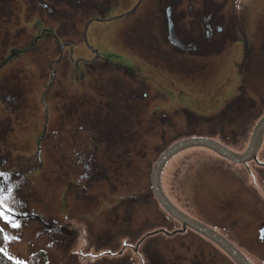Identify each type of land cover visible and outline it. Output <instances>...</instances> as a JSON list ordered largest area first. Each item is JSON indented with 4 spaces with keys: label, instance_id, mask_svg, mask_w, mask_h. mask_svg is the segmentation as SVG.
<instances>
[{
    "label": "rangeland",
    "instance_id": "rangeland-1",
    "mask_svg": "<svg viewBox=\"0 0 264 264\" xmlns=\"http://www.w3.org/2000/svg\"><path fill=\"white\" fill-rule=\"evenodd\" d=\"M138 1L113 0L102 10L104 18L96 20L91 19V10H80L84 11V21L74 27L78 34L72 32L71 24L62 21L59 35L53 34L55 25L51 21H43L37 11L26 10L24 0H1L0 173L3 175H0V191L5 193L12 186L11 182H4L3 176H20L13 182V210L0 208V226L5 235V251L13 259L25 261L32 252L42 249L47 253L46 264H117L112 259V253L117 252L119 248L114 247L120 245L127 246L128 255H134L126 245L130 242L129 236L119 230L118 225L122 222L108 226L100 219L98 226L96 217L87 216L89 212L96 214L100 207L113 204V212H104L100 218L108 214L115 219V214L120 212H117L119 207L114 201L122 194L114 192L113 186L108 190L102 184L97 185L104 182L102 174L96 175L97 172L92 176L94 187H90L89 182L93 192L76 186L78 176L84 170L77 152L89 143L88 135L106 133L111 123L116 130H121L126 122L130 124L127 114L124 111L121 113L123 104H115L117 98L123 96L115 92L116 86H106V81L110 79L105 75L107 71L119 72L122 75L120 79L138 96L148 89L149 101L142 96L136 99L141 110V128L148 124L147 129L142 132L135 120L129 127L139 128L140 131L135 132L134 137L131 134L128 136L132 139L129 144L133 143L138 156L145 150L147 159L154 158L159 148L165 149L166 145L184 138L186 134L211 135L221 139L220 126L210 118L236 93H240V84L243 89L236 101L244 106L241 111L229 114L223 122L227 125L224 128L227 134L232 128L243 131L239 136L237 134L236 140L234 131L233 136H226L225 145L239 150L245 148L256 121L264 113V0H214L218 17L224 15L230 29L229 23L233 18L236 23L232 26L238 33L246 35L247 58L241 71L239 64L245 45L243 36L226 41L222 51L214 54H183L174 50L163 35L164 0H156L152 23L146 18L148 9H143L149 0L139 9ZM238 11L240 15L235 18ZM139 14L144 19L137 21L141 24L136 32L131 29V36L135 33L139 44L152 53L144 50L136 54L130 52L132 47L118 34L125 27L124 22L134 20ZM41 16L48 18L43 14ZM96 56L98 58L94 60ZM99 61L108 63L110 68ZM90 64L99 65L96 68L103 71L104 76L94 78L99 75L95 72L91 77ZM133 74L140 81L138 84L137 81L135 85L126 82L132 80L129 76ZM115 79L112 78L110 83ZM108 100L115 106L112 110H109ZM252 102L260 106L255 112L248 108ZM107 110L113 119H106ZM146 132L150 134L143 136ZM104 138L119 142V137ZM104 149L100 146L96 152L99 165L104 161ZM260 149L257 158L263 162L258 164L264 166V146ZM214 157L205 148L191 147L174 157L166 169L164 167L162 173L165 170L167 175L160 178L161 187L169 193L176 192L175 198L169 196L179 208L195 207L191 205V199L185 197L187 192H191L195 180L188 178L180 188L177 184L178 165L189 166ZM105 160H108L107 155ZM138 160L141 159H134ZM201 162L203 164L204 161ZM254 166H250L251 170L246 166L248 174L243 166L237 165L246 182L253 178L260 180ZM107 171L112 176L113 171ZM127 176L124 192L136 186L140 189L138 194L143 195L144 180L141 176L139 179L131 174ZM214 177L205 181V186L196 194L201 209L218 214L236 212L242 218L238 224L239 231L245 232V236L254 240L255 244V231L264 217V206L258 201L256 203L253 196L250 197L237 185L232 186L226 179L223 183L217 175ZM85 181L86 177H81L78 183L84 186ZM252 183L258 190L255 180ZM223 185L232 189L226 190ZM261 185L264 186V183ZM145 206L144 203H135L134 206L132 203L130 210L135 215H131L132 219L141 218L143 222H149L151 217L144 212ZM31 212L61 229H47L49 226L35 219ZM123 213H120V220ZM192 213L206 220L204 214ZM123 222L128 223V220ZM171 226H179V223L173 221ZM167 243L161 242L156 249L159 259L169 264H185L184 261L196 257V250L181 246V241ZM254 249H240L250 257L248 259L252 264L253 261L260 262L254 253L261 252ZM140 254L138 259L142 261ZM170 257L178 258L177 263Z\"/></svg>",
    "mask_w": 264,
    "mask_h": 264
},
{
    "label": "flooded vegetation",
    "instance_id": "flooded-vegetation-1",
    "mask_svg": "<svg viewBox=\"0 0 264 264\" xmlns=\"http://www.w3.org/2000/svg\"><path fill=\"white\" fill-rule=\"evenodd\" d=\"M13 1V0H11ZM113 0H24L25 9L28 11H37L40 15V18L43 21L52 22L55 25V30L53 34H59V30L61 29L62 21L64 23L71 24L73 27L72 32L78 34L77 31H75L74 27L81 21H84L83 14L84 11L80 10H91V13L93 14V17L91 19H101L104 18L102 10L106 8ZM146 2V0H139L137 3V7L143 5V3ZM148 5H144L143 9H148L147 13L149 12L148 22L152 23V20H154L155 16H152V12H154V8H156V0H149L147 2ZM1 4V0H0ZM216 2L214 0H164V7L163 9L165 16H163V23H164V29L162 28V31L164 30V37L169 45L173 47L174 50L181 52L183 54L193 53V54H199V56H205L214 54L213 50L214 48L222 43L230 40L229 38L233 35L234 29H236L234 26L236 21L231 19V29L225 23L224 15L218 17V8L215 7ZM136 8V6H135ZM42 11L43 13H41ZM137 12V11H136ZM44 15L43 18L41 15ZM46 15V16H45ZM90 19V20H91ZM144 17H141V15H136L134 17V20L131 19L129 21L124 22V26L122 30L118 29L119 33L122 36V40L125 43H129V45L132 47V50L130 52H134L135 54L138 53V51L144 50L147 53H152L151 50L144 48L141 44H139L138 37L134 35L131 36V29L134 28L135 32L137 30V26L141 24ZM88 20V19H86ZM137 21H141L138 23ZM235 22V23H234ZM127 23V25H125ZM226 24V25H225ZM65 25V24H63ZM114 26V25H113ZM163 27V25H162ZM239 27V26H238ZM225 44V43H224ZM137 47V48H136ZM95 59V58H94ZM104 62V61H99ZM108 64V63H107ZM92 70L90 71L91 77L94 76L95 72H98L99 75L95 76L94 78H98V76L102 77L104 76V72L100 71L96 67L99 65H92ZM104 65V67H107V65ZM102 69H105L103 66ZM107 77H110L108 81H106V86L109 88V85L116 86L115 92H118L122 98H117V101L115 104L122 105L123 109L121 113L124 111L127 115V121H129L130 124L126 122V125L121 130H116L112 127L113 123H111V127L107 128V132L104 134H96L95 136H99L103 138V143L98 144L99 141L96 140L97 143L93 142L94 134L88 135L89 143L85 144L83 149L81 151H78L80 161L83 165V174H79V178L86 177L85 185L82 186L79 183H77L76 186L85 189L86 192H93L90 187H94L95 182L93 181V175H95L94 172H97V174H102L104 182H99L97 185H104V189H110V187H114L113 191L118 193L119 195L122 194V196L117 199L115 205H117L119 208L117 212L123 213L121 211H125L123 213V219L120 220V213L115 214V219L111 218L108 214L105 216H100L104 212H113L111 210L112 205L109 206H103L100 207L99 210L94 214L93 212H89V215L87 216H94L98 219V226H100V219H102L103 223L108 224V226H113L114 222H117L120 232H124V234L129 236L130 242L126 243L129 248L132 250V254L134 255H128L129 252L127 251V246L122 247L120 245L119 250L117 252L112 253L114 257L112 258L113 261L117 264H169L168 261L164 259H159V255L157 253V245L161 242H183L181 243V246H186L187 249L193 247L196 251L194 252V255L196 257L190 258L189 261H184L185 264H237L236 261L224 250L220 245H218L215 241L210 239L209 237L205 236L204 234L196 231L195 229L189 227L188 225L184 226L182 225V222L176 218H174L172 215L168 213L167 210H165L157 200V197L152 189L151 185V170L154 164V161L158 157V155L164 150V149H158L157 154H155L154 158L147 159L145 158V150L142 151V154L138 156L136 148L134 147L132 142V139L128 136L131 134L132 137H134L136 134L135 132H139V128L136 130L133 128H130L129 126H132L134 124V121L136 120V125L141 128L140 123V113L141 110L139 109V105L136 102V99L140 96L142 98L147 96L146 91H142V93H139V96L136 95V93L131 89V87L126 86V83L124 80L120 79V76H122L119 72H115L111 69V71H107L105 74ZM124 77V76H123ZM130 78L132 80H127L126 82H129L131 84L135 85V81H137V84L140 82L137 78H135V75H130ZM112 78H116L113 80V82L110 83ZM125 78V77H124ZM192 78V77H189ZM194 78V76H193ZM97 81V80H96ZM94 81V83L96 82ZM146 94V96L144 95ZM111 97V95H110ZM146 101H149L146 97ZM109 110H112L115 106L111 104V101H107ZM147 108V107H146ZM109 110H107L106 119H113V117L110 116ZM145 112V111H144ZM165 114V113H163ZM110 122V120H108ZM147 125L142 127L141 130L147 129ZM98 133L97 131H95ZM150 133L146 132L145 134H142L143 136H148ZM111 136L119 137V142L116 143L114 141H109L108 139H105L104 137ZM220 142L224 143L225 138L223 136L221 139H219ZM139 141V140H138ZM88 142V141H87ZM92 146V148H91ZM102 146L104 149V154L102 156L104 157V161L100 162L98 164V160L96 157V152L98 148ZM264 146V133L262 137L261 147ZM86 147V148H85ZM196 147V146H192ZM228 149L234 152H243L245 148L242 150L233 148L231 146H226ZM191 148V147H188ZM186 148V149H188ZM204 148V147H202ZM185 149V150H186ZM207 149V148H205ZM211 151L215 157L214 158H206L203 160H200L197 163L190 164L189 166H179L178 165V182L177 184L180 185V188H183L185 185V181L189 178H194L195 182L193 185V188L191 189V192H187V195H185L186 198L190 200V203L192 206H195L193 208H185L181 209L177 205L174 204L171 197H174L176 195L173 194L171 191H164L166 193V197L174 204L180 212H183L187 216L201 222L202 224L206 225L210 229H212L214 232L219 234L222 238H224L228 243H230L232 246H234L236 249L240 250L241 248L245 249V251L255 250L254 248H257V250L261 253H254L255 256L260 260V262H254L255 264H264V231L261 233V230L264 229V217L259 222L258 226L256 227L255 236L257 237V242L254 244V240H251L250 238H247L245 236V232L241 233L239 231V225L242 220L241 216L236 214V212H225L224 214H218L216 212H208L204 209H201L200 203L196 200V194L200 192L202 189V186L205 184V181H209L212 178H216L214 176H218V179L221 180L223 183L226 179L228 183H230L232 186L237 185L240 190L246 191L248 195L253 196V200L260 202L261 205L264 206V195L262 194V191H264V186L261 184L264 183V169L263 166H254L258 172L259 181L253 178L255 180V184L257 186L256 190L252 179H249L250 182H246L241 175L243 172L241 171V168H237V165L243 166L245 169V172L250 174L246 166L249 167L252 165L253 162L252 159L246 160L244 162H235L228 160L224 158L223 156L217 154L216 152L207 149ZM184 151V150H182ZM182 151L177 152L174 154L169 160L166 161L165 169L168 166V164L173 160L174 157L179 155ZM259 151V150H258ZM258 154V152H257ZM105 155L108 156V160H105ZM135 158H140L141 160L134 161ZM201 161H204L203 164ZM201 163V165H200ZM256 165V164H255ZM99 166V167H98ZM101 166V167H100ZM261 167V168H260ZM193 168V170H191ZM113 171L112 176H109V173L107 170ZM164 169V168H163ZM162 169V171H163ZM251 170V169H250ZM193 171V173H192ZM199 171V172H198ZM101 172V173H100ZM180 172V173H179ZM133 175L134 178H140L144 180L142 184V190H144L143 195L138 194V187H133L129 190V192L125 191V185H126V179H128L127 175ZM167 175L165 173V170L163 173H161V179L163 175ZM79 178L78 181L79 182ZM116 178V180H114ZM222 178V179H221ZM96 179V176L95 178ZM137 179V180H138ZM164 180V178H163ZM197 180V181H196ZM224 180V181H223ZM91 181V182H90ZM172 180H170L171 182ZM89 182L90 187H89ZM88 183V184H87ZM251 183V185H250ZM184 184V185H183ZM226 184V182H225ZM132 185H135L133 183ZM227 185V184H226ZM223 185L222 187L226 190L232 189L229 186ZM89 188H88V187ZM205 186V185H204ZM189 188V186H188ZM140 190V189H139ZM181 191V190H179ZM113 192V195L115 194ZM178 193V190H177ZM171 197H170V196ZM175 198V197H174ZM133 206L135 203L139 204H146L144 212H148L149 216V222H143V220L140 219H132V216L134 215V212H131V206ZM159 204V207L157 206ZM90 208L92 209V204H90ZM220 208V207H219ZM231 208V205H230ZM90 209V211H91ZM192 212H196V214H204L206 216V220L200 219L197 217V215H194ZM101 213V214H99ZM209 217V219L207 218ZM128 220V223H124L123 221ZM87 220H90V218H87ZM175 219L179 226H171V222H173ZM132 220H135L134 222ZM160 220V221H158ZM51 224V223H50ZM239 224V225H238ZM52 226V225H51ZM55 226V225H54ZM143 227V228H142ZM99 228V227H98ZM60 230L61 228H57ZM168 234V235H167ZM170 238H168V237ZM167 243V244H168ZM117 245V244H116ZM115 248V247H114ZM140 252L142 254H140ZM240 252L248 259L249 256H247L244 252L240 250ZM138 254L141 255L142 261H140L138 258ZM127 255V256H126ZM145 257H143V256ZM173 259L176 263L178 261V258L170 257ZM250 258V257H249ZM188 259V258H187ZM201 260V261H200Z\"/></svg>",
    "mask_w": 264,
    "mask_h": 264
},
{
    "label": "water",
    "instance_id": "water-1",
    "mask_svg": "<svg viewBox=\"0 0 264 264\" xmlns=\"http://www.w3.org/2000/svg\"><path fill=\"white\" fill-rule=\"evenodd\" d=\"M264 133V114L259 117L256 121L253 130L250 135V139L246 150L241 153H235L218 141L203 136H192L181 140H178L171 145H169L156 159L151 171V185L152 189L159 201L160 205L168 211L170 215L182 222L183 227L188 225L189 227L195 229L196 231L204 234L213 241H215L222 249H224L237 264H252L240 251H238L234 246L228 243L219 234L214 232L212 229L202 224L201 222L187 216L183 212H180L178 208L172 204V202L166 197L161 186H160V172L166 163V161L172 157L175 153L190 147V146H203L207 147L216 153L220 154L224 158L235 161L243 162L251 158H255L256 152L260 147L262 142V137ZM264 231L261 230V233Z\"/></svg>",
    "mask_w": 264,
    "mask_h": 264
},
{
    "label": "trees",
    "instance_id": "trees-1",
    "mask_svg": "<svg viewBox=\"0 0 264 264\" xmlns=\"http://www.w3.org/2000/svg\"><path fill=\"white\" fill-rule=\"evenodd\" d=\"M239 15L240 14H239V11H238L235 14V18L236 17L238 18ZM233 31H234V33L229 38L230 40H236V39L239 38L238 36L241 35V36H243L242 38L244 39V42H245L243 58H242V60L240 61V64H239L240 65V71H241L242 68H243V66H244L245 60L247 58V48H248L247 47V44H246L247 43V40L245 38L246 35H245L244 32L243 33L242 32L238 33L237 32V29H234ZM225 42H226V40H225ZM225 42L223 41L222 43L219 44V46L217 45L214 48V52L213 53H217V52L222 51ZM95 60H97V59L95 58ZM102 64H105V65H107V67H109V65L106 62H102ZM141 83L144 85V83L142 81H141ZM242 89H243L242 84H240V93H241V90ZM240 93L239 94L237 93L233 98H231L230 100H228L225 103L224 107L218 113H216L215 115L211 116V118H210L211 120H214L215 121L214 123H216L217 125L220 126V128H221V130H220L221 131V137L223 136V138H225L226 136L232 135L233 134V131H234V134H236V135H234V138L236 140L237 139V134L239 136L241 134L240 131H243V130H240L239 131V130H236V129L232 128L231 131H228V134H227V132H224V128H226L227 125H225V122H223L224 119L227 120V116H229V114L232 115V113L239 112V111L242 110V108H243L244 105H240V104L238 105L237 104V101H236V100H239L238 98L240 97ZM144 95L146 96V94H144ZM242 101L243 100H241V102ZM248 108H250V110H252L253 112H255V110H258L260 108V106L259 105H256V103L252 102V105L251 106H248ZM209 136H211V135H209ZM176 138H178V137H176ZM96 140L99 141L98 144H101V143H103L102 140H104V139L101 138V137H99V136H95L94 135L93 142L97 143ZM252 161H254L253 162V165L256 164L255 165L256 168L258 166H260L255 160H252ZM261 166H263V165H261ZM262 168L264 169V166ZM18 176H20V175H16V177H10V176L4 177L3 176V179L5 180L4 182H6V183L7 182L8 183L11 182L10 184H12V186H10V188H8V191L5 192V193H2L0 191V208L2 210H7V209H11V208H12L11 210H13V208H14V207H11V204L13 206L15 204L14 203L15 202L14 201L15 199L13 198V194H14L13 182L18 180ZM1 183H2V181H0V185H1ZM157 206L159 207V204H157ZM1 209H0V211H1ZM31 214H32V216H34L35 219H38V221L44 222L46 226L48 225L49 228H47V229L53 228V229L57 230L58 225L51 226L50 222H45L44 221V218L41 215H38L37 213H34V212H31ZM173 220L176 221L175 219H173ZM5 241L6 240H5L4 231H3L2 227L0 226V264H46L47 263V259H48L47 258V253L44 250H42V249H39V250H36V251L32 252L30 254L29 258L27 260H25V261L13 259L5 251V247H4L5 246ZM115 248H119V247H115ZM118 250L119 249H117V251Z\"/></svg>",
    "mask_w": 264,
    "mask_h": 264
},
{
    "label": "snow or ice",
    "instance_id": "snow-or-ice-1",
    "mask_svg": "<svg viewBox=\"0 0 264 264\" xmlns=\"http://www.w3.org/2000/svg\"><path fill=\"white\" fill-rule=\"evenodd\" d=\"M0 175H3V173H0Z\"/></svg>",
    "mask_w": 264,
    "mask_h": 264
}]
</instances>
